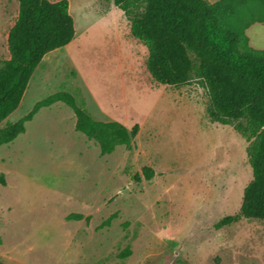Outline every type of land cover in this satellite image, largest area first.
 I'll return each mask as SVG.
<instances>
[{"label":"rangeland","instance_id":"obj_1","mask_svg":"<svg viewBox=\"0 0 264 264\" xmlns=\"http://www.w3.org/2000/svg\"><path fill=\"white\" fill-rule=\"evenodd\" d=\"M68 1L74 40L45 56L0 128L68 92L95 120L140 131L131 148L102 156L76 131L70 107L41 109L25 134L0 149L7 179L0 185V261L264 264V221L215 228L241 211L253 179L248 142L209 120L199 83L174 88L153 81L147 47L111 0ZM18 12L17 0H0V67ZM145 168L153 171L149 180Z\"/></svg>","mask_w":264,"mask_h":264},{"label":"trees","instance_id":"obj_2","mask_svg":"<svg viewBox=\"0 0 264 264\" xmlns=\"http://www.w3.org/2000/svg\"><path fill=\"white\" fill-rule=\"evenodd\" d=\"M17 1L19 12L6 35L9 58L0 67V125L18 109L45 56L68 46L76 34L68 0ZM111 1L124 12L131 35L147 47L146 68L153 81L174 88L199 83L207 92L209 120L233 127L248 142L253 179L241 211L221 219L215 228L242 219L264 221V50L254 49L246 34L255 23L264 25V0ZM59 102L73 110L76 131L97 143L102 156L134 145L139 125L128 129L119 122L95 120L72 94L58 92L0 128V149L25 134L27 123L41 109ZM143 174L149 180L153 171L145 168ZM0 185L7 186L1 172Z\"/></svg>","mask_w":264,"mask_h":264},{"label":"crops","instance_id":"obj_3","mask_svg":"<svg viewBox=\"0 0 264 264\" xmlns=\"http://www.w3.org/2000/svg\"><path fill=\"white\" fill-rule=\"evenodd\" d=\"M211 3H216L220 0H209ZM247 36L250 39V45L257 50H264V25L261 23L253 24L247 31ZM55 105V104H54ZM50 108V107H49ZM40 112V111H39ZM35 118V117H34ZM34 120V119H33ZM32 120V121H33ZM28 124V123H27ZM27 131V125H26ZM13 143V142H12ZM11 144V143H10ZM9 145V144H8ZM5 146V145H4ZM3 147V146H2ZM1 147V148H2Z\"/></svg>","mask_w":264,"mask_h":264}]
</instances>
